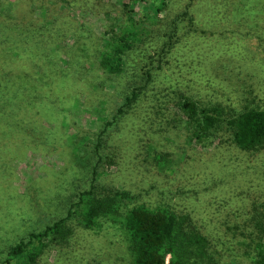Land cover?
<instances>
[{
    "label": "rangeland",
    "instance_id": "obj_1",
    "mask_svg": "<svg viewBox=\"0 0 264 264\" xmlns=\"http://www.w3.org/2000/svg\"><path fill=\"white\" fill-rule=\"evenodd\" d=\"M215 2L0 0V264L62 218L33 264H130L116 229L79 225L86 190L186 216L207 264L263 258L264 144L200 142L177 108H264V0Z\"/></svg>",
    "mask_w": 264,
    "mask_h": 264
},
{
    "label": "trees",
    "instance_id": "obj_2",
    "mask_svg": "<svg viewBox=\"0 0 264 264\" xmlns=\"http://www.w3.org/2000/svg\"><path fill=\"white\" fill-rule=\"evenodd\" d=\"M218 1L213 8L220 7ZM121 39L125 40V37ZM181 98L177 107L184 117L181 120L193 125L200 142L201 138L205 139L209 129L223 125L231 132L239 149H255L264 144V108H248L223 117L220 106H203L193 98ZM3 115L0 109V118ZM127 195L126 192L118 191L116 195L99 198L90 190L81 192L78 201L73 204L80 207L79 225L99 231V227L108 223L116 229L122 235L121 241L126 243L130 264H207L212 247L206 236L189 223L186 216L177 215L168 207L151 209L143 204L120 206L118 201ZM56 225L62 227L64 218L39 232L30 233L26 240H20L11 247L8 255L13 258L19 256L26 264H33L45 247L56 244L55 240L62 242V236L55 230ZM260 236L262 240L264 232ZM245 255L254 264H264V256L255 262L254 253L245 251Z\"/></svg>",
    "mask_w": 264,
    "mask_h": 264
}]
</instances>
